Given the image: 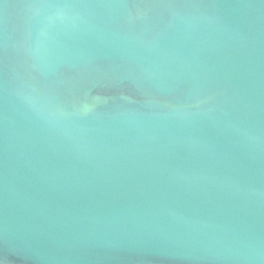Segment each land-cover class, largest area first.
I'll use <instances>...</instances> for the list:
<instances>
[{
  "label": "water",
  "instance_id": "1",
  "mask_svg": "<svg viewBox=\"0 0 264 264\" xmlns=\"http://www.w3.org/2000/svg\"><path fill=\"white\" fill-rule=\"evenodd\" d=\"M0 264H264V0H0Z\"/></svg>",
  "mask_w": 264,
  "mask_h": 264
}]
</instances>
